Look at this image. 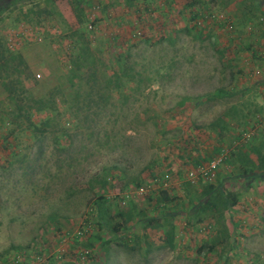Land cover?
Here are the masks:
<instances>
[{
    "label": "rangeland",
    "instance_id": "rangeland-1",
    "mask_svg": "<svg viewBox=\"0 0 264 264\" xmlns=\"http://www.w3.org/2000/svg\"><path fill=\"white\" fill-rule=\"evenodd\" d=\"M249 1L80 0L81 22L66 0L0 5V39L21 37L9 48L29 67L26 91L54 101L17 117L0 87V264H264V183L225 164L191 183L185 158L231 109L225 151L264 137V6ZM196 12L205 18L194 25ZM85 41L106 103L79 111L71 72ZM117 74L132 82L106 88ZM206 185L238 198L223 213L225 233L197 213ZM100 196L123 226L115 236L96 223Z\"/></svg>",
    "mask_w": 264,
    "mask_h": 264
},
{
    "label": "trees",
    "instance_id": "trees-1",
    "mask_svg": "<svg viewBox=\"0 0 264 264\" xmlns=\"http://www.w3.org/2000/svg\"><path fill=\"white\" fill-rule=\"evenodd\" d=\"M19 1H24V0H0V5H4V7L6 8L10 5H14L16 2ZM66 1L70 5V7L74 10L77 20L81 22V15L83 14L84 8L81 7L82 4H80V0H66ZM249 2L252 3L255 7L264 6V0H250ZM50 3L52 4V2ZM2 10L3 8L0 9V12ZM135 11H137V9ZM40 13L45 14L48 12L43 10ZM204 18L205 17H203L201 13L196 12V13H192L190 20L194 25H197L198 22H200ZM80 38L83 39V36L81 35ZM81 45L82 46L80 47L79 53L77 54L73 63L75 69H73V71L71 72L72 78H76L78 81L77 88L76 90L72 91L73 94L72 97L70 98V101L74 103L75 106H77L76 109L79 111L81 110V108L80 107L78 108V106L82 101L83 102L86 100L88 101V103L85 102L84 104V106L86 105L88 109H90V107L95 103V101H99L102 99L104 105L106 103L104 101L105 99H103L99 94L100 82L99 79H97V77L95 76V72L93 70L95 64L91 58L90 50L88 48V43L85 41L82 42ZM82 70L91 71V74L87 76L88 79L86 80V82L83 81L84 79L82 77ZM120 71L121 74L124 75V69L123 71L122 69ZM29 76H30L29 67L26 65V62L24 61L22 55L10 49L9 45L0 39V87L2 91L5 93L8 103L12 106L13 111L15 112L17 117H20L21 112L25 113L26 115H29L30 112L29 109H32L36 112H40L45 109L52 108L54 105V101L51 96H48L46 98L43 97L36 98V97H32V94L29 91H26L24 87V82L26 80H29ZM132 77L133 76L131 75L128 80L131 81ZM104 81L106 88L112 87L115 89L119 87H124L123 85L125 83L130 82V81L122 82L121 77L118 74L115 77V85L113 83L112 78H106V79L104 78ZM83 83H85L86 87L87 85L89 86L90 88L89 90L91 92H88L84 95H80V90L78 87H80L81 84ZM71 85L75 86L73 85L72 82ZM94 90H96L95 93ZM234 112L235 109H231L228 112L224 113L222 116H220L218 120H215L210 124V127H212L213 130L217 132L216 137L213 138L214 139L213 145H211L210 147L201 145V143L197 141V138H195V143L197 144L196 146L200 147V150L195 149L194 150V153L196 154L195 156L185 155V158L190 160L191 163L190 166L191 169L193 170L225 153V156L221 161L222 165L225 164L231 167L235 171V173H237L238 177H242L247 180L250 178H254L264 183V137L261 138V136L255 135L253 136L252 143H240V145L236 147L233 151H225V148L221 144L222 139L224 138V134L227 131L226 129H228V127L224 124V119L227 116H231ZM26 119L27 121H29L28 117H26ZM179 160L180 162L182 161L180 164L182 167L188 165L183 160V156L179 157ZM167 201L168 198L166 197L165 192L161 191L159 193V202L164 203ZM107 203L108 200L103 196H100L95 200V203L93 205L95 211V219L99 228L104 229L111 236H115L116 234L120 233V230L123 228V226L118 223L111 224L113 217L109 215V212L105 207ZM237 203H238V198L235 194L232 193L223 194L218 192L215 186L206 185L205 189L202 190V192L198 197L196 210L197 213L206 214L208 216L209 221H211L212 223L221 225L220 231L225 233L226 228L224 227V224L221 222L223 213L228 208L236 206ZM116 217L122 219V223H125L127 220V215L123 213H117ZM161 218L159 217L154 221H150L149 224L155 223V225H157V222ZM202 221L203 219H199L197 222L200 223ZM210 228L211 226L209 224L208 227L207 226L204 227V230L206 229L210 230ZM172 230L173 227L170 226L169 230L166 232L165 235L166 238L164 243L168 247L173 246L174 236ZM217 243L218 242L214 240L211 246L209 247V250H212L215 244ZM119 245L126 246L127 244L126 242H124V243H120ZM87 257L90 258L89 255Z\"/></svg>",
    "mask_w": 264,
    "mask_h": 264
},
{
    "label": "built area",
    "instance_id": "built-area-1",
    "mask_svg": "<svg viewBox=\"0 0 264 264\" xmlns=\"http://www.w3.org/2000/svg\"><path fill=\"white\" fill-rule=\"evenodd\" d=\"M30 32H31L30 29L23 30L21 35H25L26 37H29L33 34H36L34 32L31 34ZM25 36L23 38H25ZM20 40H21V37H18V36L15 37L14 36L13 38H9L7 42H8V45L10 48L11 47L16 48L20 45ZM37 77H38V75H37ZM224 156H225V153L214 158L210 162L205 163L204 165L197 167V168L193 169L192 171L188 172L187 176H188L189 181L191 183H194L195 181H197L199 179L210 180L214 176V173L217 171V169L221 166V161H222Z\"/></svg>",
    "mask_w": 264,
    "mask_h": 264
},
{
    "label": "crops",
    "instance_id": "crops-1",
    "mask_svg": "<svg viewBox=\"0 0 264 264\" xmlns=\"http://www.w3.org/2000/svg\"><path fill=\"white\" fill-rule=\"evenodd\" d=\"M214 144V139L213 140H211V141H209V145H207V146H211V145H213ZM181 163V162H180ZM178 164V163H177ZM261 183H263V182H261ZM255 202V201H254ZM252 212V211H251ZM254 213V212H253Z\"/></svg>",
    "mask_w": 264,
    "mask_h": 264
}]
</instances>
